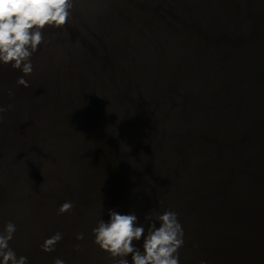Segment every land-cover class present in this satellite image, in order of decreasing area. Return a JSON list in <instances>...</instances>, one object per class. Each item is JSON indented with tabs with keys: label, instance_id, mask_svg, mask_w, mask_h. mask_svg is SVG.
<instances>
[{
	"label": "water",
	"instance_id": "obj_1",
	"mask_svg": "<svg viewBox=\"0 0 264 264\" xmlns=\"http://www.w3.org/2000/svg\"><path fill=\"white\" fill-rule=\"evenodd\" d=\"M42 34L29 87L0 65V229L16 225L17 259L114 264L92 234L109 209L145 234L171 210L179 264H264V0H79Z\"/></svg>",
	"mask_w": 264,
	"mask_h": 264
},
{
	"label": "clouds",
	"instance_id": "obj_2",
	"mask_svg": "<svg viewBox=\"0 0 264 264\" xmlns=\"http://www.w3.org/2000/svg\"><path fill=\"white\" fill-rule=\"evenodd\" d=\"M79 0H0V65H9L14 70H21L23 76L17 84L29 87L24 76L33 72L32 55L44 43L43 30L46 27L62 28L68 22L74 4ZM11 91L9 96H11ZM11 107V106H9ZM5 109L0 107V113ZM2 119V117H0ZM72 202L63 203L57 214L63 215L72 211ZM108 219H100L92 229L93 243L113 259L114 264H179V249L183 246L184 232L176 212L166 210L155 215L157 227L152 214L145 215L148 221L147 234L145 228L138 226V216L131 211L128 214L109 209ZM16 225L9 221L0 229V264H26L27 257L18 259L9 247L13 239ZM62 239L57 232L47 238L41 245V250L49 253L55 250V245ZM83 240L84 234L76 236ZM142 245L137 247L135 242ZM80 245H76L79 250ZM142 248V251H141ZM119 258V259H116ZM53 264H64L56 258ZM203 264V262H201Z\"/></svg>",
	"mask_w": 264,
	"mask_h": 264
}]
</instances>
